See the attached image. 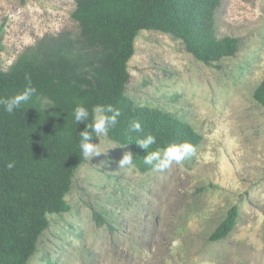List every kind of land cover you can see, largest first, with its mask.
Masks as SVG:
<instances>
[{
	"label": "rangeland",
	"instance_id": "rangeland-1",
	"mask_svg": "<svg viewBox=\"0 0 264 264\" xmlns=\"http://www.w3.org/2000/svg\"><path fill=\"white\" fill-rule=\"evenodd\" d=\"M75 1L0 0L2 69L38 39L77 35ZM214 35L237 39L236 54L207 65L180 39L142 30L127 63L126 96L189 123L201 136L195 151L164 171L119 169L131 151L118 143L85 160L69 209L47 213L22 264H264V107L253 98L264 78V0H222ZM110 146L101 138L102 151ZM233 206L234 228L210 241Z\"/></svg>",
	"mask_w": 264,
	"mask_h": 264
},
{
	"label": "trees",
	"instance_id": "trees-1",
	"mask_svg": "<svg viewBox=\"0 0 264 264\" xmlns=\"http://www.w3.org/2000/svg\"><path fill=\"white\" fill-rule=\"evenodd\" d=\"M221 1L76 0L72 18L79 28L77 35L38 39L9 71L0 62V98L23 92L29 79L37 89L12 114L0 107V264H22L35 253L37 240L48 227L47 213L69 209L64 197L74 172L85 161L79 149L85 123L76 125L74 101H82L90 112L97 104H111L120 111L109 138L130 149L140 172L150 168L143 163L147 153L135 143L137 139L155 136L148 151L182 142L195 148L200 143V134L189 123L159 109L140 107L126 96L127 63L142 30L180 39L192 56L207 65L234 56L237 39L214 35ZM253 98L264 107V78ZM133 121L140 123V132L131 131ZM8 163L13 164L11 169ZM94 216L103 222L98 213ZM237 217L233 206L209 240L224 239Z\"/></svg>",
	"mask_w": 264,
	"mask_h": 264
},
{
	"label": "clouds",
	"instance_id": "clouds-1",
	"mask_svg": "<svg viewBox=\"0 0 264 264\" xmlns=\"http://www.w3.org/2000/svg\"><path fill=\"white\" fill-rule=\"evenodd\" d=\"M36 93L37 89L32 86L29 79L28 85L23 92L11 98H0V107H2L6 113L12 114L19 109L22 104L27 103ZM74 104L75 107L72 111V117L76 125L81 122L85 123V130L79 132V149L81 157L84 160L89 161L92 157L104 153L107 149L118 145L117 143L111 142L109 138V133L116 126L118 117L120 116V111L117 108L113 107L111 104H97L93 106L90 112L82 101H74ZM130 127L131 131H141V125L138 121H133ZM93 137L97 138L99 143H93ZM101 138L111 144L110 147L105 148L103 151L99 147ZM135 143L147 153L143 157V163L149 166L152 171H164L173 163L179 165L195 151L193 145L188 142L171 144L163 148L148 151L150 147L156 143L155 136L150 134L142 139H137ZM121 146H123V144ZM118 165L119 169L133 167L132 154L126 152L119 160ZM7 167L11 169L13 164L8 163Z\"/></svg>",
	"mask_w": 264,
	"mask_h": 264
}]
</instances>
